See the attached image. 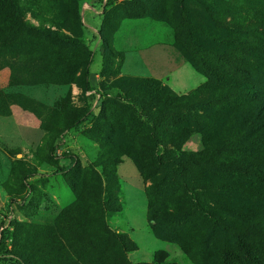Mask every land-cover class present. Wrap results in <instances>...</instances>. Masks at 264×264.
<instances>
[{
    "label": "rangeland",
    "instance_id": "374dc122",
    "mask_svg": "<svg viewBox=\"0 0 264 264\" xmlns=\"http://www.w3.org/2000/svg\"><path fill=\"white\" fill-rule=\"evenodd\" d=\"M88 1L0 6V264H39L30 239L48 229L59 255L40 264H65L74 238L102 243L101 264H220L226 251L246 259L244 242L264 264V198L225 186L248 183L253 166L167 170L258 156L239 148L244 130L222 101L244 86L233 93L245 109L249 87L264 88V0ZM34 52L64 56L69 74L38 81ZM230 198L248 209L231 216L241 242L203 214L230 215L219 204Z\"/></svg>",
    "mask_w": 264,
    "mask_h": 264
},
{
    "label": "trees",
    "instance_id": "16d2710c",
    "mask_svg": "<svg viewBox=\"0 0 264 264\" xmlns=\"http://www.w3.org/2000/svg\"><path fill=\"white\" fill-rule=\"evenodd\" d=\"M117 0H107L105 7L111 6L114 2ZM80 4L89 3L88 0H79ZM84 2V3H83ZM93 4V3H92ZM0 6L1 7H7V0H0ZM3 9V8H2ZM5 9H3L4 11ZM3 13V12H2ZM2 13L0 14V31L3 30V19L1 18ZM192 26V24H191ZM200 31H204L203 28H198ZM42 34H45L49 38H54L60 40V41H65L63 36L59 35L58 32H50V31H43L40 32ZM191 38H196L192 32L188 33ZM210 34H207L206 37H209ZM102 44L101 48L103 51L106 53L107 50V40L103 37H101ZM195 44L197 45L198 48L203 47V43L200 42L197 39H193ZM37 52H34L31 54L30 60L32 62H36L38 64V68L31 67L32 70L38 73V78L37 80L39 81L40 75H47L48 80L51 81L52 77L54 75H60L61 77L65 78L66 75L69 74L70 71V63L69 61L62 55L59 54H54V53H40L38 56V59H35V55ZM211 75L215 76V78L221 82H227L229 79H232L235 77V74L238 72V68L234 67V73L232 75H226L225 72L217 71L214 70L213 68H210ZM140 84V83H139ZM231 84V83H230ZM235 84L232 86L229 85L228 88H224V100L222 102H226L231 109H233L234 113L231 115L234 116L238 126H241V129L244 130V134L242 136L243 143L240 149L243 150H250L253 153H258V156H256L253 160L250 161H237V160H232V161H225L222 163L218 162V159L216 160L214 157L207 158V157H202L201 159H197L198 156L192 157V158H182V167L180 168H175L174 166H167V170L169 172L177 171L179 173H183L187 170L186 164L188 163L189 165L198 166L200 168L204 167L207 170H212L218 171V172H227V173H232L233 171L235 172H243V169L246 167H254V170L248 171V177L249 182L248 183H243L241 181H236L232 182L231 184H225L226 187L233 186L239 190H244V191H249L253 195L257 197H262L264 198V145L260 148V145L263 143L264 144V88L260 87L257 89H254L253 87H249V90L251 89L252 94H256L258 96L254 97V102L249 106L248 108L243 109V107L238 103L237 99H240L241 96H238L234 94V88ZM237 90L239 93V90H246V87L241 86V89L238 87L234 88ZM259 94H261L259 96ZM139 100L140 98H137L134 100V103L139 105ZM236 103V104H235ZM103 103H101L102 105ZM100 105V106H101ZM141 106V105H140ZM246 112L242 111L246 110ZM227 120H229V115L226 116ZM233 118V119H234ZM168 141V140H167ZM166 143H172L175 144L174 140L168 141ZM260 149L262 151H260ZM262 152V153H261ZM245 168V169H246ZM238 177H240V174H237ZM252 178V179H251ZM214 185V184H211ZM216 185V184H215ZM222 186V185H220ZM233 202V204H222L220 201L219 204L221 205V208L225 213L228 214H223L219 213L213 208H205L203 209V214L209 218L213 223H216V225L223 231V233L226 235L227 233L229 235L237 237L236 239L241 242V234L239 238V230L235 229V223H236V218L232 219L231 216H247L248 209L245 208L242 204L234 203L233 199L230 198ZM83 208H81V211ZM81 213L80 211L76 212V216L74 218H81ZM51 233V229L45 230L43 238H40V234L38 235H32L30 239V244H31V253L33 256H36L38 258V262L40 264V257L41 259H45L47 256H50L53 261H57V256L59 253L56 251V244L55 240L56 235L54 233V236L51 237V235L48 237V235ZM93 234L91 235V237ZM89 239V237H87ZM60 243L61 239L58 240ZM59 243V244H60ZM96 241L91 240L90 243H84L82 244V240L78 238L71 239L65 249V254L67 255L65 264H71V261L75 259L77 256V259L80 261L81 264H101L102 260V255H100L99 249L102 245V243L98 246ZM2 247V246H1ZM241 248H243V252L246 254V259L237 256L231 251H226V255L221 259L220 264H261V262L257 259H254V257H251L249 251L251 250V245L248 243H242L240 245ZM249 256V257H248ZM101 259V260H100Z\"/></svg>",
    "mask_w": 264,
    "mask_h": 264
}]
</instances>
